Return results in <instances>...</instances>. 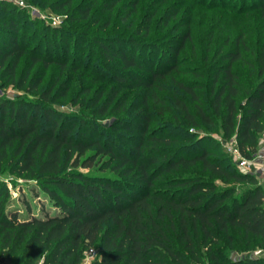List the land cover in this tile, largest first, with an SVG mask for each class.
I'll return each instance as SVG.
<instances>
[{
	"label": "trees",
	"instance_id": "trees-1",
	"mask_svg": "<svg viewBox=\"0 0 264 264\" xmlns=\"http://www.w3.org/2000/svg\"><path fill=\"white\" fill-rule=\"evenodd\" d=\"M211 1L203 6L216 8L214 14L224 15L219 11L223 7L233 16L264 10V0ZM0 4H6L2 11L7 5L22 10ZM116 4L106 7L108 13ZM72 5V0L53 1L51 8L66 16L64 23L44 25L63 44L79 38L75 24L89 17L90 8L74 17ZM128 16L123 19L126 26L132 24ZM0 26L5 32L0 37V79L15 88L35 93L51 64L61 69L69 65L51 56V46L45 55L40 45L27 50L24 35L17 40L19 25L13 15ZM197 31H184L179 48L171 42H142L136 38L139 30L127 37L134 47L116 50L96 39L125 74L136 68V83L149 92L130 109L125 94L119 93L127 79L118 75L117 88L97 111H113L108 127L85 124L86 118L78 123L76 116L58 111L51 101L53 86L40 93L41 101L0 96V173L36 181L55 208L20 217L17 209L6 206L0 189L1 261L80 264L84 251L96 248L91 264H264L261 257L232 256L242 241L243 250L264 248V190L253 174L217 155L200 135L218 117L223 136H235L242 157L251 159L257 151L264 132V39L252 44L235 36L225 51L220 47L196 57L197 67L184 77L178 51ZM102 97L99 93L96 100ZM137 106L141 109L133 111ZM96 166L100 173L79 169ZM231 231L242 239L236 242Z\"/></svg>",
	"mask_w": 264,
	"mask_h": 264
},
{
	"label": "rangeland",
	"instance_id": "rangeland-1",
	"mask_svg": "<svg viewBox=\"0 0 264 264\" xmlns=\"http://www.w3.org/2000/svg\"><path fill=\"white\" fill-rule=\"evenodd\" d=\"M25 1L26 7L20 13L9 5L6 10L2 11L6 4H0V25H2L3 18L8 19L13 15V19L19 25L17 40L21 41V36L24 35V45L27 50L40 45L41 55H45L46 49L51 46V56L58 61L67 60L69 65L61 69L57 64H51L39 90L35 93L15 88L1 78L0 96L4 99L27 98L41 101L40 93L47 87L53 86L51 101L58 111L69 117L76 116L73 119H76L78 123L80 119L86 118L85 124H88V121H94L102 127H108L115 114L109 111L110 108L106 114H99L97 111L102 101L117 88L118 75L127 79L119 93L125 94L130 109L138 105L142 97H148L149 92L146 94L141 85L136 83L135 71L137 72V69L135 68L134 73L125 74L126 71H122L123 67L116 59L107 58L108 55L96 44V39H103L107 44L112 43L116 50L121 47H134V44L128 42L127 37L139 30L136 38L142 42H171L173 48H179L183 40V32L187 30L192 32L197 27V33L193 34L192 39L183 41L184 46L178 51V67L184 72V77H189V71L197 67L196 57L202 56L206 51L211 54L220 47L222 51H225L231 43H234L235 36L241 37L240 41L252 44L264 39V10L261 11L259 8L251 9V14H247L250 12L248 9L242 11L239 16H233L234 13L228 9L229 7L219 10L224 15H220L221 12L214 14L213 11H216V8L210 10L203 6L209 3V0L208 2L204 0H72L73 16L80 18L82 10L90 8L89 17L80 18L75 24L79 25L77 28L79 38L76 41L67 38V43L63 44L59 35L54 36L52 29L45 30L44 27V25L56 27L64 23L66 16L54 12L51 8L53 1L56 0ZM226 1L230 0H215L214 2L219 5ZM114 3L117 4L113 6L112 12L108 13L106 7ZM126 15H129L128 21L132 23L130 26H126V22L123 21ZM147 25L149 33L146 35ZM4 35L5 32L0 26V37ZM116 37L123 39L120 44L112 42ZM210 43L211 46L206 50L205 47ZM64 48L67 49L66 55H64ZM22 61L20 68L25 63ZM143 64L147 65L145 61ZM140 72L144 76L148 75L142 70ZM181 74L183 73L170 72L168 75L180 77ZM161 83L163 87H169L167 81ZM99 93H103V97L97 101ZM164 94L163 91L159 92L161 96ZM140 109L141 107L137 106L133 111ZM148 111L150 115L155 113L154 110ZM214 119L211 127L205 126L200 130V135L207 137L206 143L211 150L221 157H226L239 169L238 163L242 156L238 152L235 136L224 137L219 118ZM262 138H264V132L259 134L257 151L253 153L251 164L244 172L253 174L257 184L264 190V142ZM79 169L83 172L100 173L97 166L96 169ZM103 173H109V171ZM35 182L7 172L0 173V189L6 206L9 209H17L20 217H27L31 214L42 215L43 211L49 213L55 211L49 199L39 190ZM26 201L29 203V210L26 208ZM231 235L236 242L242 239L236 231H231ZM244 244L245 242L242 241L239 246L241 249L232 253V256L239 257L248 254L264 258V248L256 246L250 250H243ZM97 253L96 248L85 250L80 264H91ZM0 264H13V262L0 260Z\"/></svg>",
	"mask_w": 264,
	"mask_h": 264
},
{
	"label": "built area",
	"instance_id": "built-area-1",
	"mask_svg": "<svg viewBox=\"0 0 264 264\" xmlns=\"http://www.w3.org/2000/svg\"><path fill=\"white\" fill-rule=\"evenodd\" d=\"M0 2L11 3L20 9H23L24 7H26V4H27L25 0H0ZM262 142H264V138H262ZM250 164H251V159L240 157L238 167L240 171L244 172V170L248 168Z\"/></svg>",
	"mask_w": 264,
	"mask_h": 264
}]
</instances>
